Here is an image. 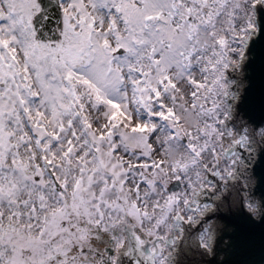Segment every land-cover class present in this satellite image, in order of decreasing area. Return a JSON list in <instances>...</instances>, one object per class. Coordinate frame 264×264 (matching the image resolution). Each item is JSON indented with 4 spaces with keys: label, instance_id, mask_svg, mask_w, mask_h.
<instances>
[{
    "label": "snow or ice",
    "instance_id": "obj_1",
    "mask_svg": "<svg viewBox=\"0 0 264 264\" xmlns=\"http://www.w3.org/2000/svg\"><path fill=\"white\" fill-rule=\"evenodd\" d=\"M261 8L0 0V264H224L220 213L264 217L229 78Z\"/></svg>",
    "mask_w": 264,
    "mask_h": 264
},
{
    "label": "water",
    "instance_id": "obj_2",
    "mask_svg": "<svg viewBox=\"0 0 264 264\" xmlns=\"http://www.w3.org/2000/svg\"><path fill=\"white\" fill-rule=\"evenodd\" d=\"M256 21V29L248 40L247 58L239 71H230L229 78L235 81L234 90L239 92L237 113L259 125L264 122V8L257 11ZM253 173L258 178L256 186L264 196V150L257 153ZM244 212L220 213L225 219L221 220L222 237L217 240L216 251L224 264H264V217L251 218ZM224 242L228 247L223 246ZM189 264L198 263L189 261Z\"/></svg>",
    "mask_w": 264,
    "mask_h": 264
}]
</instances>
